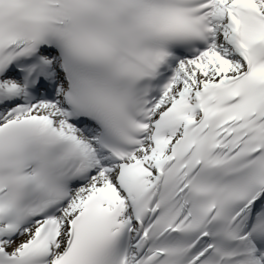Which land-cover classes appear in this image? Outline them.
I'll list each match as a JSON object with an SVG mask.
<instances>
[{"label":"snow or ice","instance_id":"snow-or-ice-1","mask_svg":"<svg viewBox=\"0 0 264 264\" xmlns=\"http://www.w3.org/2000/svg\"><path fill=\"white\" fill-rule=\"evenodd\" d=\"M0 264H264V0H0Z\"/></svg>","mask_w":264,"mask_h":264}]
</instances>
